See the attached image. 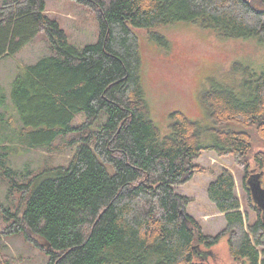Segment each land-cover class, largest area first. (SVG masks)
<instances>
[{
    "label": "trees",
    "instance_id": "obj_1",
    "mask_svg": "<svg viewBox=\"0 0 264 264\" xmlns=\"http://www.w3.org/2000/svg\"><path fill=\"white\" fill-rule=\"evenodd\" d=\"M75 1L94 10L99 21L98 41L83 47L69 43L60 22L47 14L46 0H0V58L16 54L41 32L52 48L24 66L14 83L19 129L0 112V181L20 193L17 204L15 194L3 209L7 223L0 234H22L45 252L47 264H208L197 256L212 252L223 237L233 260L264 264V211L246 185V210H240L229 169L222 168L207 187L226 219L215 235L189 213L183 217L191 199L177 191L204 171L197 163L203 151L231 155L246 172L252 159L264 173V151L251 157L254 134L264 141V72L245 98L220 85L203 94L215 122L242 130L214 128L207 145L200 123L176 110L170 113L171 132L162 138L140 81L133 30L190 22L264 43V0ZM103 111L107 121L94 129ZM81 113L85 120L74 124ZM17 143L50 153L78 148L68 165L23 171L12 164Z\"/></svg>",
    "mask_w": 264,
    "mask_h": 264
},
{
    "label": "rangeland",
    "instance_id": "obj_2",
    "mask_svg": "<svg viewBox=\"0 0 264 264\" xmlns=\"http://www.w3.org/2000/svg\"><path fill=\"white\" fill-rule=\"evenodd\" d=\"M46 4L47 14L60 22L71 45L83 47L98 41L99 21L96 12L90 7L75 0H46ZM133 30L139 43L140 81L150 117L160 128L162 138L170 134V113L176 110L200 123L205 131L202 140L207 145L214 141V128L243 129L237 124L215 122L203 102V94L213 86L220 85L231 88L242 98L247 97L255 77L264 72V43L256 37H224L212 29L190 22L152 29L136 27ZM50 54V43L45 33L41 32L16 54L0 58V112L13 125L11 128L19 129L17 123L21 121L12 98L14 83L20 71L24 66ZM85 118L84 113L78 114L74 124L83 122ZM107 118V113L101 112L93 128H99ZM22 144H15L11 159L12 164L23 171L68 165L78 148L74 144L62 151L50 153L41 147L28 148ZM256 151H264V141L254 134L251 157ZM197 163L204 171L197 172L190 181L178 186L177 191L190 197L191 201L184 206V210L200 221L206 233L215 235L226 226L224 214L216 210L207 194L209 183L222 168L229 169L234 175L243 212L246 210L244 185L251 189L254 202L264 211V173L257 167L258 170L254 169L252 159L249 172L240 168L233 156H220L214 151H203ZM19 181L28 182V178L20 176ZM9 189L0 181V226L7 223L3 209L11 205L15 194L17 204L20 194ZM250 213L254 221L256 216ZM197 257L208 264H249L247 259L240 263L232 259L227 237L213 246L212 252L201 251ZM47 262L45 252L27 241L22 234H0V264Z\"/></svg>",
    "mask_w": 264,
    "mask_h": 264
},
{
    "label": "water",
    "instance_id": "obj_3",
    "mask_svg": "<svg viewBox=\"0 0 264 264\" xmlns=\"http://www.w3.org/2000/svg\"><path fill=\"white\" fill-rule=\"evenodd\" d=\"M240 210H242V207H241ZM242 211H243V210H242ZM181 214H182L183 217L186 219V215H185V210H184V208L181 209Z\"/></svg>",
    "mask_w": 264,
    "mask_h": 264
}]
</instances>
